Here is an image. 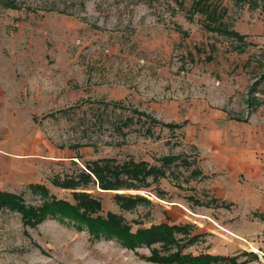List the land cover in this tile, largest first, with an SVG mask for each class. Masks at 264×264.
Returning <instances> with one entry per match:
<instances>
[{
    "label": "rangeland",
    "instance_id": "1",
    "mask_svg": "<svg viewBox=\"0 0 264 264\" xmlns=\"http://www.w3.org/2000/svg\"><path fill=\"white\" fill-rule=\"evenodd\" d=\"M16 1L9 8L0 0V76H13L15 99L30 105L43 156L61 158H42L28 172L32 181L20 177L5 191L32 206L42 203L28 188L35 183L71 203L88 193L132 232L162 223L190 228L168 248L131 250L53 218L25 227L18 213L0 210V264H163L153 257L180 250L229 259L218 264H264V213H252L254 223L222 225L231 209L215 210L220 205L200 187L193 142L200 128L238 125L264 167V0ZM103 159L146 161L166 174L110 191L54 184ZM115 194L149 204L124 210ZM203 205L213 214L199 215Z\"/></svg>",
    "mask_w": 264,
    "mask_h": 264
},
{
    "label": "crops",
    "instance_id": "2",
    "mask_svg": "<svg viewBox=\"0 0 264 264\" xmlns=\"http://www.w3.org/2000/svg\"><path fill=\"white\" fill-rule=\"evenodd\" d=\"M3 84L9 86L2 88ZM11 84H15L13 76H0V191L3 192L20 177L26 176V182L32 181L28 172L35 169L36 163L43 164L42 158H61L43 156L40 132L35 129V120L29 117L30 105L15 99ZM230 130L236 132L229 136ZM239 130L232 123L225 128L216 123V127L200 128L193 140L198 149V170L203 175L200 187L220 205L215 210L231 209L230 223L227 218H219L222 225L254 223L252 213H264V167L255 154H250L249 143L239 135ZM175 204L187 209L183 203ZM215 210L203 205L199 215H210Z\"/></svg>",
    "mask_w": 264,
    "mask_h": 264
},
{
    "label": "trees",
    "instance_id": "3",
    "mask_svg": "<svg viewBox=\"0 0 264 264\" xmlns=\"http://www.w3.org/2000/svg\"><path fill=\"white\" fill-rule=\"evenodd\" d=\"M2 2L9 8H15L17 5L16 0H2ZM201 9L204 13L207 12L205 9ZM210 20L215 21V18L210 16ZM224 32L238 37L236 33H231L229 30H224ZM171 161L172 158H168L164 162L169 165ZM85 166L88 172L80 169L79 173L67 177L63 182L55 179L54 184L64 189H77L82 185L88 186L96 183L101 189L110 191L125 187L133 188L139 184L145 185L150 177L156 179L166 174L163 167H153L146 161L135 162L132 159L123 165L117 164L113 159H103L87 163ZM195 172H192V175H195ZM28 188L33 195H38L42 199L40 205L28 204L23 195L0 191V210L7 209L18 213L22 218L23 225L32 229L53 218L60 224L73 226L77 231H87L95 241L116 240L125 249L134 250L142 248V246L151 247L157 243L168 248L169 245L177 243L176 234H186L190 228L187 224L177 226L162 223L132 232V225L125 221L123 216L112 211L103 215L100 199L91 194L77 193L75 194V203H71L53 197L49 194L47 187L42 184H31ZM114 199L124 210H133L140 204H149L142 196L115 194ZM181 251L166 258L153 257L152 261L163 264H218L229 261L227 257L220 255L183 256L180 254Z\"/></svg>",
    "mask_w": 264,
    "mask_h": 264
},
{
    "label": "built area",
    "instance_id": "4",
    "mask_svg": "<svg viewBox=\"0 0 264 264\" xmlns=\"http://www.w3.org/2000/svg\"><path fill=\"white\" fill-rule=\"evenodd\" d=\"M156 198V197H155Z\"/></svg>",
    "mask_w": 264,
    "mask_h": 264
}]
</instances>
